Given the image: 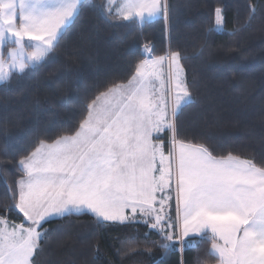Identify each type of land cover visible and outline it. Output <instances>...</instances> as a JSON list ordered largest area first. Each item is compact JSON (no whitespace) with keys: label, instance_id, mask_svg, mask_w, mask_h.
Listing matches in <instances>:
<instances>
[{"label":"snow or ice","instance_id":"1","mask_svg":"<svg viewBox=\"0 0 264 264\" xmlns=\"http://www.w3.org/2000/svg\"><path fill=\"white\" fill-rule=\"evenodd\" d=\"M113 5L107 0L104 8L114 19L141 25L167 15L163 0H125L115 12ZM85 6L0 0V83L51 59ZM221 23L216 8V27ZM144 53L126 82H112L86 103L67 134L38 139L19 159L5 210L22 213L23 221L0 215V264H36L44 224L72 214H90L99 224L143 222L165 252L203 235L216 264H264V155L220 153L183 135L180 110L193 102L186 57L171 49L155 55L147 45ZM136 251L130 243L124 254Z\"/></svg>","mask_w":264,"mask_h":264},{"label":"trees","instance_id":"2","mask_svg":"<svg viewBox=\"0 0 264 264\" xmlns=\"http://www.w3.org/2000/svg\"><path fill=\"white\" fill-rule=\"evenodd\" d=\"M165 1L166 17L141 25L114 19L105 0H86L51 59L0 83V215L23 221L22 213L5 210L20 178L19 159L38 139L67 134L86 103L112 82H126L145 45L155 55L171 49L186 57L193 102L180 110L183 135L220 153L264 155V0ZM43 227L36 264H216L205 236L165 252L143 222L99 224L90 214H72ZM130 243L137 251L125 255Z\"/></svg>","mask_w":264,"mask_h":264},{"label":"rangeland","instance_id":"3","mask_svg":"<svg viewBox=\"0 0 264 264\" xmlns=\"http://www.w3.org/2000/svg\"><path fill=\"white\" fill-rule=\"evenodd\" d=\"M115 1V0H114ZM105 2H107V0H105ZM163 2L166 4V1L163 0ZM114 11V10H113ZM155 19V18H153ZM150 20V19H149ZM152 20V19H151ZM167 63V62H166ZM165 72H167V68L165 67ZM183 105V104H182ZM164 132H161L160 135H162ZM170 204H171V208H170V214L172 216V214L174 215V217L176 216V207H175V198H174V194H173V200L170 201ZM210 234V233H209ZM196 237H199V236H203V235H194ZM192 237V236H191ZM186 239V238H184Z\"/></svg>","mask_w":264,"mask_h":264},{"label":"crops","instance_id":"4","mask_svg":"<svg viewBox=\"0 0 264 264\" xmlns=\"http://www.w3.org/2000/svg\"><path fill=\"white\" fill-rule=\"evenodd\" d=\"M124 2H125V0H115V1H114V5H113V10H114V12L118 10L117 6L123 4ZM161 16H162V15H161ZM157 17H160V16H156V17H153V18H157ZM153 18H151V19H153ZM151 19H150V20H151ZM145 20H149V19L146 18Z\"/></svg>","mask_w":264,"mask_h":264}]
</instances>
